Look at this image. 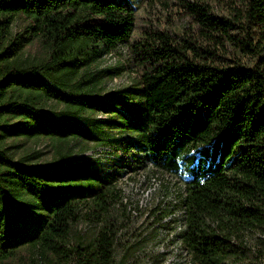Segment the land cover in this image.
Masks as SVG:
<instances>
[{"label":"trees","instance_id":"obj_1","mask_svg":"<svg viewBox=\"0 0 264 264\" xmlns=\"http://www.w3.org/2000/svg\"><path fill=\"white\" fill-rule=\"evenodd\" d=\"M216 1L231 17L186 3L201 48L190 28L133 40L128 0H0V264H114L122 171L148 165L185 182L188 264H247L241 236H264V64L224 63L211 47L259 56L264 0ZM121 47L140 78L105 93L122 69L99 66ZM42 140L49 161L22 150ZM90 145L123 162L77 159ZM80 223L95 234L73 242Z\"/></svg>","mask_w":264,"mask_h":264},{"label":"rangeland","instance_id":"obj_2","mask_svg":"<svg viewBox=\"0 0 264 264\" xmlns=\"http://www.w3.org/2000/svg\"><path fill=\"white\" fill-rule=\"evenodd\" d=\"M187 2H208L212 11L218 16L231 17L229 10L220 6L216 0H128L136 14L133 40L138 39L142 32L149 29L182 36L184 30L190 28L193 32L190 30L188 34L198 40L197 46L205 48L207 43L204 37L199 39L201 35L198 23L186 9ZM24 28L25 23L20 20L14 30L20 33ZM211 49L216 50L224 63L239 61L250 65L260 58L261 64H264V50L260 52L258 49L256 51L260 53L258 56L254 52L239 53L237 48L231 46H218V48L212 46ZM116 68L122 69L121 73L114 79L104 80L105 93L135 84L140 78L128 47H121L113 55L105 57L99 66L100 70ZM89 148L91 150L88 151V155L91 156L96 149L92 145ZM27 149L41 152L43 161H49L52 156L51 142L48 140H42L35 145L28 142L22 150ZM85 153L87 152L77 151L76 157ZM112 156L113 159H103L107 165L112 164V167L120 165L124 158L122 152L115 154L113 152ZM128 157L130 156H127V160ZM132 159L133 157H130L128 164L137 167ZM122 173L124 176L119 181V187L126 202L121 199V203L117 206L119 211L114 213L118 229H121L114 251V264H182V258L189 259L188 252L179 240L180 234L185 229L183 208L179 204L180 196L185 192V182L175 175L156 170L151 165L140 167L136 171L123 170ZM76 230L71 236L73 242L78 241L80 236L93 237L96 227L92 223H80ZM241 238L244 239L249 250L247 264H264L262 233L258 230L250 231Z\"/></svg>","mask_w":264,"mask_h":264},{"label":"bare ground","instance_id":"obj_3","mask_svg":"<svg viewBox=\"0 0 264 264\" xmlns=\"http://www.w3.org/2000/svg\"><path fill=\"white\" fill-rule=\"evenodd\" d=\"M90 152V151H89ZM89 152L85 153L84 155H80L79 157H76L79 160H85V161H89L92 162L94 164H97L99 166H101L102 168H105L106 171L111 172L113 167L112 164L107 165L105 163V161H103V159L107 158V159H113L114 157L112 156V153L114 152V154L116 153L112 148H108V147H99L97 148L91 156H89ZM116 157V156H115ZM116 159V158H115ZM138 159V158H137ZM102 161V162H101ZM120 161V160H119ZM113 162V161H112ZM123 162V159L120 163ZM114 164H117V162H114ZM98 168V167H97ZM154 183H156V180L153 179ZM185 189V188H184ZM126 199H123V201ZM183 260L185 261L183 263ZM182 264H188V259L182 258Z\"/></svg>","mask_w":264,"mask_h":264}]
</instances>
